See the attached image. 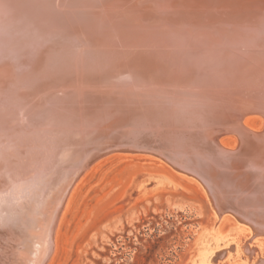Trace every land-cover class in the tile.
I'll return each instance as SVG.
<instances>
[{
  "label": "bare ground",
  "instance_id": "1",
  "mask_svg": "<svg viewBox=\"0 0 264 264\" xmlns=\"http://www.w3.org/2000/svg\"><path fill=\"white\" fill-rule=\"evenodd\" d=\"M118 146L198 180L212 216L185 264H264V0H0V264H45ZM173 184L142 174L129 196Z\"/></svg>",
  "mask_w": 264,
  "mask_h": 264
},
{
  "label": "rangeland",
  "instance_id": "2",
  "mask_svg": "<svg viewBox=\"0 0 264 264\" xmlns=\"http://www.w3.org/2000/svg\"><path fill=\"white\" fill-rule=\"evenodd\" d=\"M247 119L249 128L261 129L259 116L248 114ZM221 143L233 147L235 138L225 134ZM125 148L99 151L103 156L79 177L58 220L53 253L45 264L187 263L206 218L212 216L198 180L167 165L155 152ZM142 174L162 176L176 188L156 185L133 202L131 185ZM150 180L145 178L144 183ZM224 214L218 223L220 230L226 231L235 226L236 216L229 211ZM240 226L244 228L239 230L247 234L249 226ZM218 260L228 264L226 257Z\"/></svg>",
  "mask_w": 264,
  "mask_h": 264
}]
</instances>
